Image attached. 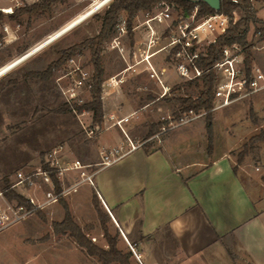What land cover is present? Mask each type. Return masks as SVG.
Returning <instances> with one entry per match:
<instances>
[{"label":"rangeland","instance_id":"1","mask_svg":"<svg viewBox=\"0 0 264 264\" xmlns=\"http://www.w3.org/2000/svg\"><path fill=\"white\" fill-rule=\"evenodd\" d=\"M102 1L104 0H65L54 4L49 10L31 15L25 14L17 20L7 17L0 18V41L3 43L0 47V70L3 69L0 72L8 69L0 76V190L6 198L0 197V212L4 209L9 211L8 203L14 207L24 205L30 208L26 202L29 201L28 195H33L40 201L45 198L43 190L46 187L14 184L17 181V172H29L41 167L45 154L54 148L61 149L64 160L78 159L83 164L90 165L88 169L94 171L100 167L104 160L102 151L113 147V145L105 143L106 138L104 137L118 133L124 140L127 141L128 136L135 144H139L146 142L144 140H147L151 125L163 123L160 127L154 128L157 131L153 136L158 138L159 135L161 136L159 133L164 131L163 128L167 130L171 126L177 125L181 117L194 115V112H190L179 118H174L173 113L179 104L163 98H172L173 95H198V88L181 78L172 81L166 94L168 96L163 95L162 88L163 96L159 99V104L145 112V117L139 116L136 112L128 115L129 120L123 122L125 129L123 132V128L119 125L107 129L119 118L110 116L105 118L104 114L103 122L100 125H95L92 111L60 110L64 103H68L62 91V87H67L71 80L70 77L65 76L68 70V61L54 69L48 78L24 77V74L30 71H44L51 62L59 58L58 51L60 49L96 35L101 28V20L94 18L93 15L102 13L109 3L100 5ZM255 1L259 10L258 15L264 18V4ZM95 8L97 9L90 14ZM161 9L162 7H154V11ZM170 10L173 17L177 18L178 11L174 8H170ZM123 15L126 19V15L124 13ZM243 15L244 12L238 10L235 17L241 18ZM145 16V10L139 12L141 19H144ZM201 19L203 17L196 20ZM121 20L122 17L118 24ZM6 22L11 25L12 35H10L9 42H3L4 37H7L4 31ZM137 23L136 17L133 24L134 33ZM118 24L104 44L102 57L103 54H107L106 51H109L108 58L112 65L121 68L124 66V61H122L120 49L114 46L113 50H109L112 43L116 45L113 40L119 36ZM162 29L163 26L158 27L159 31ZM249 40L255 44L252 65L261 68L264 72V37L256 34L252 26ZM119 41L120 46H125V49H129L132 45L128 32L120 36ZM162 56L165 60L164 52H160L156 57L161 58ZM73 57L92 74L94 73L89 49ZM141 67L138 66V70L132 72V76L141 73L145 76L140 79L134 78V80H131L130 76L128 82L123 86L125 93L131 96L139 95L138 85L143 82L149 88L146 92L151 94L156 92L153 86L154 79L145 71L138 72ZM169 93L172 94L169 95ZM82 96L85 103L91 100L92 93L86 91ZM206 122V115L195 117L187 123L172 128V133L176 135L192 131L193 140H197L201 136L202 130L206 129L205 134L207 133ZM145 125L146 128H144ZM261 129H264V89L248 97L239 98L230 105L221 107L214 114L212 130L213 136L218 139L219 146L227 144L230 139L238 142L245 136L244 143L236 150V158L249 138ZM101 136L104 137L101 138ZM259 143L255 144L247 154L250 155V160L253 158V165L255 163L264 170V145L260 150ZM260 159L261 162H259ZM80 171H70L64 179L57 178L59 190L80 180ZM82 183L77 186V190L72 189L59 201L43 207H36L32 213L25 215L20 220L11 224L0 222V264H100L97 257L90 256L77 243L70 229L57 232L53 226L54 222L63 221L65 217L64 204L66 203L70 208L66 198L74 194L78 199L77 204L73 207L74 213L70 208L74 222L94 244L108 248L102 222L92 204L90 186H82ZM8 190H13L25 201L20 203L15 198H9L6 195ZM31 205L34 206L32 203ZM101 205L107 213L102 202ZM42 213L47 217V221L42 218ZM107 227L111 235L116 236L117 247L125 252L131 251L133 253L131 263L138 264L139 260L134 251L136 250L133 244L134 239H130L133 244L131 245L124 238L119 227L113 224L109 218ZM111 264L119 263L112 262Z\"/></svg>","mask_w":264,"mask_h":264},{"label":"crops","instance_id":"2","mask_svg":"<svg viewBox=\"0 0 264 264\" xmlns=\"http://www.w3.org/2000/svg\"><path fill=\"white\" fill-rule=\"evenodd\" d=\"M253 7L264 19L258 15L255 0ZM121 17L122 22L125 18ZM148 35L144 28L135 30L130 48L120 50L121 68L112 65L109 51L103 54L105 118L120 120L133 112L145 117V112L159 104L163 87L155 79L153 94L146 92L149 88L144 82L138 85L137 97L123 90L130 76L131 80L145 76H132L124 69L133 60V51L146 46ZM158 54L152 61L159 70L165 68L162 77L169 88L180 77L163 56L156 57ZM118 74L124 81L112 84L110 77ZM219 109L212 111L213 118ZM174 127L160 132L158 138L154 134L146 138L149 148L144 142L115 162L98 167L94 183L82 186H90L91 199L94 191L98 193L111 222L130 244L134 239L140 264H264V170L252 164L249 154L238 162L236 150L245 136L222 146L214 137L210 154L206 129L193 140L192 131L175 135ZM104 138L113 147L130 140L118 133ZM259 145L261 150L264 142ZM0 197L6 199L3 194ZM66 200L74 213L77 197L73 194Z\"/></svg>","mask_w":264,"mask_h":264},{"label":"built area","instance_id":"3","mask_svg":"<svg viewBox=\"0 0 264 264\" xmlns=\"http://www.w3.org/2000/svg\"><path fill=\"white\" fill-rule=\"evenodd\" d=\"M39 1L41 0H0V11L8 16L21 6ZM234 2L238 3L239 0H234ZM156 7H162V9L160 11H154V8L145 10L146 16L144 19L139 17V13L136 15L138 23L135 29L144 28L149 35L146 46L143 49L140 48L139 51H133V60L128 62L124 71L136 72L138 66H142L138 72L145 71L151 78L158 81L163 87V95H165L169 91L162 77L166 70L165 68L158 69L152 61L153 56L164 52L165 60L175 68L179 77L186 82L200 77L203 69L196 65L197 59L206 54L209 44L214 43L218 36L224 34L232 23L240 19V17L235 16L237 11L241 9H235L233 17L228 14L215 12L204 16L201 20H196V12L189 18L178 19V17H173L170 10V8L173 9V6L158 4ZM159 26H163L161 31L158 30ZM4 31L7 37H4L3 42H9L12 34L11 25L7 22L4 24ZM118 33L119 36H116L113 40L116 45L113 43L111 45L112 47L117 46L122 51L123 47L120 46L119 37L127 33L126 19L118 24ZM2 44L0 41V47ZM245 58V51L239 44L224 47L222 59L214 65V109L228 106L239 98L248 97L264 89V72L261 68L254 65H251L250 70H248ZM68 63V70L65 76L70 77L71 80L67 87H62L63 94L69 104L84 103L82 94L86 91L91 92L93 74L90 70L83 67L81 63H78L74 57L70 58ZM123 81L124 78L119 76V74L110 77L112 84H120ZM73 110L75 112L78 111L76 108H73ZM200 115L201 113H194L192 116H183L177 125L187 123ZM128 120L129 117L127 116L114 122V124L123 128L122 122ZM163 130L166 131L165 128ZM143 143L135 144L132 140H129L127 143L122 142L118 146L102 151L104 160L100 167L115 162ZM88 167L90 165L83 164L78 159L73 161L64 160L59 147L47 152L41 167L29 172H17V181L14 184L33 185L40 188L46 187L43 190L45 198L40 201L35 196L28 195V200L34 205L32 208H27L24 205L14 207L8 203L7 208L9 211L4 209V211L0 212V222L11 224L32 213L36 207H43L57 202L72 189L77 190V186L82 182L93 184L95 170L89 171ZM79 170H81L80 180H76L69 187L57 189L52 172L55 173L57 178L64 179L70 171L78 172ZM134 251L140 260V255L136 250Z\"/></svg>","mask_w":264,"mask_h":264},{"label":"trees","instance_id":"4","mask_svg":"<svg viewBox=\"0 0 264 264\" xmlns=\"http://www.w3.org/2000/svg\"><path fill=\"white\" fill-rule=\"evenodd\" d=\"M65 0H41L29 5L21 6L15 10L14 13L8 15L11 19H19L21 16L34 13H41L52 8V6L58 2ZM263 1L264 0H258ZM158 4H167L173 6L178 11V19L189 18L194 12H196L195 18L199 19L208 14L215 12L228 14L233 17V11L240 8L244 15L232 23L227 31L218 36L214 43H211L207 47V52L197 59L196 65L203 69L202 75L194 80L187 81V83L195 85L199 93L196 96L191 95H173L172 98L163 97L175 101L179 104V107L174 111L173 117L179 118L183 114L194 112L200 114L204 112L206 115V127L208 133V151L211 154L213 151V109H214V85H215V70L214 65L223 57V49L225 46L233 44H239L243 47L246 54V66L250 70L253 61V48L255 44L249 40V34L252 26L255 29V33L264 37V19L257 16L256 10L253 7V0H239L238 3L234 0H221V6L219 10L211 7L204 0H110L106 5L103 12L95 13L94 18L101 20V28L99 32L91 37H87L81 42L75 43L67 48L60 49L59 58L51 62L44 71H30L24 74L25 78H48L53 70L61 67L70 58L78 53H82L85 50H90L91 63L94 67V73L91 83V100L82 104H68L64 103L61 111L70 110L76 108L78 111H92L93 123L100 125L104 119L103 110V83H104V67L102 62V52L104 50L105 42L112 35L116 25L119 22L121 15H126L127 32L133 41L134 32L133 24L136 15L143 10H152ZM5 14L0 11V18ZM253 116V113H251ZM163 123L153 124L150 127L147 138L151 137L157 130V126L160 127ZM258 142H264V129H261L258 133L252 135L248 142L244 144L242 150L238 155V162H242L245 155L253 149V146ZM145 146L149 148V141ZM52 176L56 183V187L59 190V182L54 172ZM6 195L9 198H15L20 203L25 201L19 194L13 190L6 191ZM28 207H32L29 201H26ZM92 203L100 217L102 222L104 236L108 243V248L100 247L94 244L81 228L74 222L71 210L65 203V217L61 222H54L53 226L57 232L63 231V229H70L72 235L75 237L77 243L83 247L90 256L98 258L100 264H111L117 262L119 264H132L131 257L133 253L131 251L125 252L117 247L116 236H112L107 227V219H110L108 213H106L100 204V198L98 193L94 191L92 197ZM41 213V212H40ZM42 218L47 221L45 214H41ZM140 264V263H138Z\"/></svg>","mask_w":264,"mask_h":264},{"label":"water","instance_id":"5","mask_svg":"<svg viewBox=\"0 0 264 264\" xmlns=\"http://www.w3.org/2000/svg\"><path fill=\"white\" fill-rule=\"evenodd\" d=\"M204 1L207 2L214 9H216V10L220 9L221 0H204Z\"/></svg>","mask_w":264,"mask_h":264},{"label":"bare ground","instance_id":"6","mask_svg":"<svg viewBox=\"0 0 264 264\" xmlns=\"http://www.w3.org/2000/svg\"><path fill=\"white\" fill-rule=\"evenodd\" d=\"M110 0H104L100 3V5H105L107 2H109ZM97 8H95L90 14H92ZM13 65V64H12ZM12 67V66H11ZM10 67V68H11ZM8 70V69H7ZM7 70H5L4 72H6ZM4 72H0V76L4 74Z\"/></svg>","mask_w":264,"mask_h":264}]
</instances>
